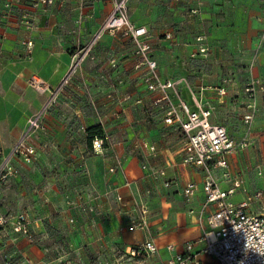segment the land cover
I'll return each mask as SVG.
<instances>
[{"label":"crops","instance_id":"crops-1","mask_svg":"<svg viewBox=\"0 0 264 264\" xmlns=\"http://www.w3.org/2000/svg\"><path fill=\"white\" fill-rule=\"evenodd\" d=\"M55 1L38 10L23 4L0 27L2 154L21 138L65 78L75 54L114 8L111 0ZM129 11L131 20L149 31L161 80H187L178 89L189 109H197L193 92L214 108L211 123L240 139L246 131L245 86L253 77L264 82V0H132ZM24 15L33 20L32 29ZM199 37H205L207 54L199 51ZM27 41L34 42L32 52ZM134 50L122 35L105 34L94 58L49 111L47 131L33 136L31 144L41 152L38 161H13L18 174L0 182V219L29 214L36 237L32 243L12 225L8 236L1 232L0 264H116L131 247L148 241L158 253L146 264H171L190 243L203 264H219L203 253V237L211 230L208 217L215 210L204 207V174L182 166L185 137L166 123L178 98L172 90L165 95L147 89L145 67ZM221 88L226 95L219 93ZM96 126L104 135L101 153H93L89 141L88 131ZM251 138L252 145L230 158L232 177L244 179L243 189L232 197L236 204L249 193L264 192V92ZM143 140L157 148L154 157L139 146ZM159 170L166 175L153 174ZM223 173L217 170L215 176L223 189H231ZM189 183L199 185L191 202L184 194ZM68 197L95 211L74 209ZM142 205L149 208L148 228L132 231L131 221L140 217Z\"/></svg>","mask_w":264,"mask_h":264},{"label":"built area","instance_id":"built-area-1","mask_svg":"<svg viewBox=\"0 0 264 264\" xmlns=\"http://www.w3.org/2000/svg\"><path fill=\"white\" fill-rule=\"evenodd\" d=\"M114 8L108 16L101 29L94 34L90 42L79 50L69 67V70L58 86L51 93L43 109L33 116L27 125L21 138L14 144L8 153H0V182H6L18 174L13 165L15 159H20L27 164H33L40 158L39 151L30 143L31 138L38 132H46L48 129L46 118L60 97L61 93L69 85L72 79L82 69L84 63L93 59V53L99 41L105 34L112 36L122 35L134 46V52L141 65L145 67L143 82L150 92H162L166 95L172 90L178 98L179 104L170 105L167 113L166 123L169 126H177L185 137L181 150V164L185 168H193L204 174V192L206 194L205 209L214 206L215 210L208 217L211 230L205 233L202 242L205 244L203 253L215 258L219 264H264V192L256 191L249 193L246 200L236 204L232 197L239 189H243L244 179L232 177L230 172V158L251 145V136L254 123L259 111V96L264 92V82L260 78H251L245 86V110L243 117L246 127L245 134L240 139L233 138L227 128L211 123L214 108L197 99L192 92L196 103V110L192 111L182 100L179 93V85H188L187 80L162 81L157 61L152 57L153 46L151 36L146 27L135 24L130 17L129 5L132 0H111ZM55 0H0V27H2L14 14L17 7L27 5L31 9H47L55 5ZM199 11H192L197 14ZM23 22L27 28L34 27L33 20L29 15H24ZM201 54H207L209 49L205 46V37H199ZM27 49L32 52L34 42H26ZM221 95H226V89H219ZM130 99V97H127ZM143 104L142 100L137 101ZM142 149L149 151V156L157 154V148L147 141H141ZM105 150L103 138H95L92 142L93 153H101ZM143 169L148 170L145 163ZM217 170H223L224 179L232 182L231 189L225 190L221 187L215 176ZM114 169L111 173H114ZM165 176L164 170L153 173ZM167 182L166 186L170 187ZM199 185L189 183L185 189V198L191 202L195 197ZM122 203V197L118 198ZM68 204L74 209L86 212H94L93 207H85L78 200L68 197ZM191 211L190 214H194ZM150 212L146 205L141 207V215L131 221V230H144L148 228ZM71 223H75L71 219ZM13 226L17 233L35 242L36 233L34 223L29 214L23 213L11 218L0 219V234L9 235V227ZM172 250V247H170ZM158 253V247L153 241L131 247L125 255L118 258L116 264H146V262ZM61 264H80L72 260L62 261ZM171 264H203L201 255L194 252V244L187 245L185 254H176Z\"/></svg>","mask_w":264,"mask_h":264},{"label":"trees","instance_id":"trees-1","mask_svg":"<svg viewBox=\"0 0 264 264\" xmlns=\"http://www.w3.org/2000/svg\"><path fill=\"white\" fill-rule=\"evenodd\" d=\"M89 141L92 143L95 138H103V130L101 126H96L88 131Z\"/></svg>","mask_w":264,"mask_h":264},{"label":"rangeland","instance_id":"rangeland-1","mask_svg":"<svg viewBox=\"0 0 264 264\" xmlns=\"http://www.w3.org/2000/svg\"><path fill=\"white\" fill-rule=\"evenodd\" d=\"M166 5L164 6V10H163V13H164V15L166 16V17H168V15H169V3H165ZM155 12H156V10H155ZM152 16L153 17H155V13H154V10H153V13H152ZM169 28H174V25H172V24H170L169 25ZM60 98V97H59ZM59 98L57 99V101L55 102V104L53 105V107L54 106H56V104L59 102ZM52 107V108H53ZM51 108V109H52ZM33 138V137H32ZM32 138H31V140H32ZM31 140H30V143H31ZM253 144V140H252V142H251V145ZM39 153H41V152H39ZM255 159H257L256 157H255Z\"/></svg>","mask_w":264,"mask_h":264}]
</instances>
